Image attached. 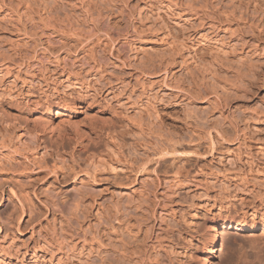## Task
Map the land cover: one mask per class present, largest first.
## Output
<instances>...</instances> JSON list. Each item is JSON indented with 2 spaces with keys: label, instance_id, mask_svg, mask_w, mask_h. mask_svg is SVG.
I'll use <instances>...</instances> for the list:
<instances>
[{
  "label": "rangeland",
  "instance_id": "rangeland-1",
  "mask_svg": "<svg viewBox=\"0 0 264 264\" xmlns=\"http://www.w3.org/2000/svg\"><path fill=\"white\" fill-rule=\"evenodd\" d=\"M212 218L264 224V0H0V264H197Z\"/></svg>",
  "mask_w": 264,
  "mask_h": 264
},
{
  "label": "bare ground",
  "instance_id": "bare-ground-1",
  "mask_svg": "<svg viewBox=\"0 0 264 264\" xmlns=\"http://www.w3.org/2000/svg\"><path fill=\"white\" fill-rule=\"evenodd\" d=\"M59 110L62 111L61 113L67 111L66 105L65 104L62 105L59 108ZM79 113L83 114L84 111H80ZM209 224H210L209 226L206 225L207 230L203 232L201 241L199 242L200 248L199 251L196 252L197 264H214L212 257L213 246L216 244L218 237L222 238L221 236L222 232L224 231L251 232L258 227L264 230V224H261L259 226L257 223L253 221L230 222L226 220L219 221L218 218H212L210 219Z\"/></svg>",
  "mask_w": 264,
  "mask_h": 264
}]
</instances>
